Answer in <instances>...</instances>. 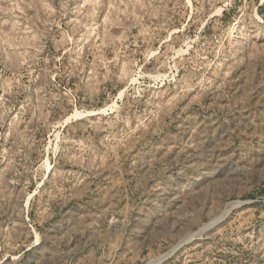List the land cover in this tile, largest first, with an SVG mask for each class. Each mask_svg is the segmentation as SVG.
I'll return each instance as SVG.
<instances>
[{
  "label": "rangeland",
  "instance_id": "1",
  "mask_svg": "<svg viewBox=\"0 0 264 264\" xmlns=\"http://www.w3.org/2000/svg\"><path fill=\"white\" fill-rule=\"evenodd\" d=\"M0 264H264V0H0Z\"/></svg>",
  "mask_w": 264,
  "mask_h": 264
}]
</instances>
